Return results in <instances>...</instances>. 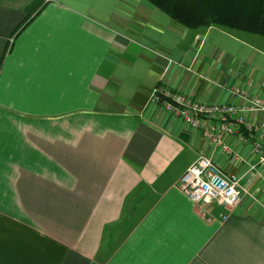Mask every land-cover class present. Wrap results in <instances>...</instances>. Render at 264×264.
Masks as SVG:
<instances>
[{
    "label": "crops",
    "instance_id": "0c3cea01",
    "mask_svg": "<svg viewBox=\"0 0 264 264\" xmlns=\"http://www.w3.org/2000/svg\"><path fill=\"white\" fill-rule=\"evenodd\" d=\"M32 1L0 0V264H264L253 141L228 152L204 134L215 121L152 101L160 85L264 101V37L188 29L147 0H45L26 23ZM200 156L242 177L232 208L176 186Z\"/></svg>",
    "mask_w": 264,
    "mask_h": 264
},
{
    "label": "built area",
    "instance_id": "2783aa9c",
    "mask_svg": "<svg viewBox=\"0 0 264 264\" xmlns=\"http://www.w3.org/2000/svg\"><path fill=\"white\" fill-rule=\"evenodd\" d=\"M161 91L167 99L160 103V97L154 90L152 101L182 118L192 128H201L204 120L215 121L216 123L213 122L204 128V134L224 150L232 152L225 141L227 136L236 134L241 141L251 139L258 155V163L264 166V122L255 124L248 121L245 116L247 112L264 113L263 100L240 90H234L243 100L241 105H208L188 99L181 92L165 88ZM241 180V176L225 172L212 157L200 156L185 170L176 182V186L198 206H206L209 209L214 206L230 209L241 198ZM221 216L222 219L227 218L226 213H222Z\"/></svg>",
    "mask_w": 264,
    "mask_h": 264
},
{
    "label": "trees",
    "instance_id": "16d2710c",
    "mask_svg": "<svg viewBox=\"0 0 264 264\" xmlns=\"http://www.w3.org/2000/svg\"><path fill=\"white\" fill-rule=\"evenodd\" d=\"M44 1L34 0L29 4L26 23L43 7ZM147 1L188 29L196 30L216 25L238 34L264 37V0ZM162 88L164 86L160 85L155 89L160 103L167 99L161 91Z\"/></svg>",
    "mask_w": 264,
    "mask_h": 264
}]
</instances>
